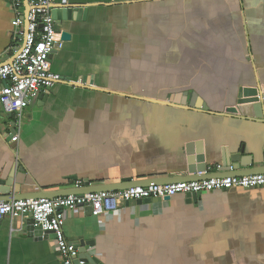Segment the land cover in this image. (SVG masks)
I'll list each match as a JSON object with an SVG mask.
<instances>
[{
  "label": "crops",
  "instance_id": "1",
  "mask_svg": "<svg viewBox=\"0 0 264 264\" xmlns=\"http://www.w3.org/2000/svg\"><path fill=\"white\" fill-rule=\"evenodd\" d=\"M68 2L88 10L84 20L55 25L71 39L50 67L73 85L38 94L23 111L17 142L14 117L0 108V171L19 161L28 178L22 192L186 177V146L198 141L206 159L215 154L214 177L259 168L264 123L222 113L239 88L264 92V0ZM13 18L11 0H0V66L23 45ZM183 92L212 114L136 99ZM241 146L242 155L258 157L252 169L217 172L220 149ZM26 228L0 220V264H60L54 239ZM62 229L70 242H89L86 252L101 264H264V187L213 191L195 202L182 194L129 201L97 218L79 207L65 212Z\"/></svg>",
  "mask_w": 264,
  "mask_h": 264
},
{
  "label": "built area",
  "instance_id": "2",
  "mask_svg": "<svg viewBox=\"0 0 264 264\" xmlns=\"http://www.w3.org/2000/svg\"><path fill=\"white\" fill-rule=\"evenodd\" d=\"M24 2L27 4V29L24 34ZM14 18L11 25L24 36L23 45L10 63L0 66V108L14 117L11 142H17L23 111L38 94L56 84L66 83L50 67V56L62 49L64 42L56 31L51 15L50 0H11ZM67 82L71 83L70 80ZM220 166L216 165L215 169ZM82 183L77 181L76 187ZM264 187V173L244 176L213 177L202 181L169 184L136 185L119 191H99L81 195L46 198H27L0 202V220L7 217L23 226L31 218L34 227L51 232L60 257V264H86L73 242L63 233L65 212L90 207L97 218L117 210L121 204L143 199L172 198L178 194H204L232 189Z\"/></svg>",
  "mask_w": 264,
  "mask_h": 264
},
{
  "label": "water",
  "instance_id": "3",
  "mask_svg": "<svg viewBox=\"0 0 264 264\" xmlns=\"http://www.w3.org/2000/svg\"><path fill=\"white\" fill-rule=\"evenodd\" d=\"M51 15L53 20L55 21V25L60 28L65 23H70L75 20L80 21L81 19H85L86 12L88 10L87 6L81 4H71L69 0H61L57 3H52L50 0ZM76 11V14L74 13ZM28 8L27 4L24 2V34L26 33L27 29V16ZM61 40L63 42H67L71 39V35L66 30L60 31ZM24 40V36H23ZM53 55V54H52ZM50 56V59L52 57ZM68 80H66V83ZM84 85H92L91 80L88 78H84L83 80ZM64 83V82H63ZM72 84V83H68ZM73 85V84H72ZM138 100L147 101L154 104H159L168 107H176L182 110H190L194 112H205L212 114L208 107L203 103L202 99L198 97L193 92H183L182 94H173L167 97L165 101H159L155 99H142L136 98ZM221 115V114H219ZM224 116L242 118L244 120H251L253 122H262L264 123V92L258 86L244 88L241 87L238 89L236 98L233 102L232 106L226 107L224 112L222 113ZM195 148V149H194ZM186 153H187V175L184 177H179L175 179H167L163 181L159 180H149L148 185L152 184H169L173 182H192V181H202L206 179L213 178L214 173L208 172V164L216 163L211 162V157H215L214 153H210L209 159L207 161L206 157L204 156V148L203 143L201 141L190 143L186 146ZM245 153L243 146L236 149L234 152L229 149V147H222L220 149V168L217 169V172L223 171L225 173H233L239 171L243 167H249L252 169L251 166L253 164L255 155L253 153L242 155ZM259 168H255L252 174L264 172V154L262 157ZM211 162V163H210ZM247 174V175H252ZM28 182L27 172L20 164L19 161L8 170L0 171V202H11L20 199H27V198H46V199H53L55 197H62L68 195H81L91 192H99V191H119L124 190L128 187L122 185V183L130 182L131 185L136 186L140 182H133L131 180H122L121 184L118 186H89L88 181L84 180V184L82 188H70L58 191H48V190H39L38 192H22V187L26 185ZM143 185V186H148ZM186 197L189 201L195 202L197 199L200 198L199 194H186ZM169 198H165L164 200H168ZM151 199H143L137 200L139 203H146L150 202ZM87 213H91V208L85 207ZM27 228L26 230L32 232L36 236H43L44 238H54V235L51 232L41 231L40 228L34 227L33 222L30 219L26 222ZM77 247L79 253L82 257L85 258L86 264H101L99 260L91 256L89 253L86 252V246L90 245L89 242L85 240H78L73 242Z\"/></svg>",
  "mask_w": 264,
  "mask_h": 264
}]
</instances>
